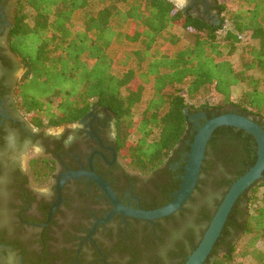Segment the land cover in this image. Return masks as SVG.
I'll return each instance as SVG.
<instances>
[{"label": "trees", "instance_id": "trees-1", "mask_svg": "<svg viewBox=\"0 0 264 264\" xmlns=\"http://www.w3.org/2000/svg\"><path fill=\"white\" fill-rule=\"evenodd\" d=\"M98 1L100 8L91 9L90 0H17L8 42L24 74L16 81L15 97L34 125L59 127L78 121L94 106H106L116 116L124 161L143 174L161 167L180 144L190 152L197 130L191 132L189 118L200 110L217 109L220 115L235 108L264 127V78L250 73L264 72V0H239L235 9L216 0L218 24L172 0ZM77 11L83 14L79 24L74 20ZM186 33L190 42L175 48ZM246 36L254 42L244 44ZM136 43L140 48L132 47ZM240 49L243 68L237 70L232 56ZM236 86L246 89L235 102ZM148 88L153 95L137 116ZM211 92L222 102L192 103ZM256 160L253 135L232 126L214 132L203 177L190 199L192 205L199 197L203 202L185 208L188 215L183 213L173 235L176 241L190 236L191 250L181 253L179 264L198 246L232 183ZM51 162L33 160L32 173L41 183L55 169ZM226 171L233 178L224 176ZM263 187L264 178L240 197L206 264H242L239 260L248 257L264 264ZM195 228L198 241L188 232Z\"/></svg>", "mask_w": 264, "mask_h": 264}, {"label": "flooded vegetation", "instance_id": "flooded-vegetation-1", "mask_svg": "<svg viewBox=\"0 0 264 264\" xmlns=\"http://www.w3.org/2000/svg\"><path fill=\"white\" fill-rule=\"evenodd\" d=\"M16 2L0 0V264H179L181 253L191 250L190 236L176 241L173 235L183 213L188 215L185 208L202 203V198L193 205L190 198L181 210L163 218L117 212L104 220L115 206L98 183L87 176L60 182L70 171H94L126 206L153 210L170 202L179 189L188 159L185 147L180 144L161 167L143 174L124 161L116 116L106 106H94L78 121L59 127L34 125L15 97L16 81L24 74L8 42ZM184 3V11L219 23L216 0ZM219 111L200 110L207 114L200 118L192 116L198 112L191 114V132ZM110 131L115 139L109 138ZM69 136L74 140L66 147ZM35 158L54 161L46 183L32 173ZM224 176L233 178L227 171ZM45 190L51 194L41 195ZM196 230L188 232L198 241Z\"/></svg>", "mask_w": 264, "mask_h": 264}, {"label": "water", "instance_id": "water-1", "mask_svg": "<svg viewBox=\"0 0 264 264\" xmlns=\"http://www.w3.org/2000/svg\"><path fill=\"white\" fill-rule=\"evenodd\" d=\"M172 1H174L179 7L184 4V1L182 0ZM188 111L189 110L187 109L186 112ZM192 116L194 118H200L207 117V114L204 112H198ZM189 119H191V116ZM222 126L236 127L253 135L257 142V160L253 166L232 183L220 205L216 209L198 246L183 263L206 264L207 259L211 255L212 250L220 238L229 216L240 197H242L256 182H259L264 178V127L252 117L234 111L213 116L201 124V126L197 128L194 140L191 143V149L188 153V159L184 167V174L182 175L180 187L174 193L173 199L159 208L144 210L133 209L126 206L118 198L110 184L94 171H70L66 176H63L60 184L62 185L68 178H78L79 176H87L98 183L115 206L113 212L104 220H109L117 212L148 220L170 216L181 210L192 197L201 177L209 142L213 137L214 132ZM54 208L50 213V217Z\"/></svg>", "mask_w": 264, "mask_h": 264}, {"label": "rangeland", "instance_id": "rangeland-1", "mask_svg": "<svg viewBox=\"0 0 264 264\" xmlns=\"http://www.w3.org/2000/svg\"><path fill=\"white\" fill-rule=\"evenodd\" d=\"M184 1V0H182ZM220 3H226L230 8L235 9L238 7L239 4V0H219ZM185 4V3H184ZM183 4V5H184ZM90 8L91 9H99L100 8V3L98 0H90ZM74 20L77 24L81 23L83 21V14L82 11H77L74 15ZM216 21L219 22L218 19H216ZM225 29L229 28V25L226 24L224 26ZM182 31V30H181ZM225 32L224 29L220 30L219 33L223 34ZM192 39L191 35L186 33L182 39V41L180 42L179 45H177L175 48H181L184 45H186L187 43L190 42V40ZM249 42H254L250 36H246L245 38V43L247 44ZM132 47L134 49L140 48V44L136 43L133 44ZM111 54L114 57H117L118 55V51L113 49L111 51ZM243 55H244V51L242 49H240L236 54H234L232 56V60L234 63V66L237 70H241L243 68ZM115 72L117 74H121L122 73V69L118 66L115 67ZM21 73V72H20ZM251 74L260 76L264 78V72H260V71H251ZM246 87L245 86H236L233 89V94H232V99L236 102L238 101V99L241 97V95L243 94V92L245 91ZM153 95V90L151 88L146 89L144 95H143V99L141 101V103L137 106L135 113L137 116L140 115L141 111L145 108V106L147 105V102L150 100V98ZM222 97L218 94H216L215 92H211L207 95H204L196 100H193L192 103L196 106L199 105H203V104H209L211 106H215L219 103H221L222 101ZM262 193H264V187L260 189L259 194L261 195ZM262 247H264V244H261ZM239 261H241L242 264H257L252 258L248 257L246 259H240Z\"/></svg>", "mask_w": 264, "mask_h": 264}, {"label": "clouds", "instance_id": "clouds-1", "mask_svg": "<svg viewBox=\"0 0 264 264\" xmlns=\"http://www.w3.org/2000/svg\"><path fill=\"white\" fill-rule=\"evenodd\" d=\"M109 138L110 139H115V133H114V131H110L109 132ZM73 140H74V137L73 136H69L66 140H65V146L67 147V146H70L71 145V143L73 142ZM51 193H50V191H47V190H45V191H43L42 193H41V195H50Z\"/></svg>", "mask_w": 264, "mask_h": 264}]
</instances>
